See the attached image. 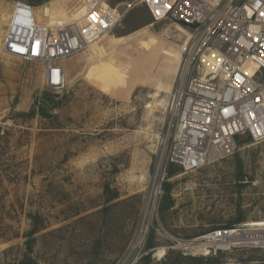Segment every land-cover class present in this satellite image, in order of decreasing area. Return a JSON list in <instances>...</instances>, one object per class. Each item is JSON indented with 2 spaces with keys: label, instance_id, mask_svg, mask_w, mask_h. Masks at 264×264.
Wrapping results in <instances>:
<instances>
[{
  "label": "rangeland",
  "instance_id": "1",
  "mask_svg": "<svg viewBox=\"0 0 264 264\" xmlns=\"http://www.w3.org/2000/svg\"><path fill=\"white\" fill-rule=\"evenodd\" d=\"M14 1L0 0V264H264V249L195 256L171 247L239 214L264 220V141L167 176L169 193L129 254L168 132L184 29L166 19L150 26L147 8L132 6L111 34L67 59L66 85L53 90L39 62L1 50ZM121 1L130 0H107ZM46 96L56 105L48 117L38 111Z\"/></svg>",
  "mask_w": 264,
  "mask_h": 264
},
{
  "label": "built area",
  "instance_id": "2",
  "mask_svg": "<svg viewBox=\"0 0 264 264\" xmlns=\"http://www.w3.org/2000/svg\"><path fill=\"white\" fill-rule=\"evenodd\" d=\"M135 5L147 8L150 26L166 19L184 29L178 72L165 101L168 132L145 201L148 217L163 194L170 164L191 172L231 156L241 136L264 141V0H130L114 6L107 0H48L37 6L16 0L1 50L39 62L47 87L61 91L62 62L90 51ZM137 234L129 254L142 242V220ZM171 247L195 256L264 249V220L214 227Z\"/></svg>",
  "mask_w": 264,
  "mask_h": 264
},
{
  "label": "trees",
  "instance_id": "3",
  "mask_svg": "<svg viewBox=\"0 0 264 264\" xmlns=\"http://www.w3.org/2000/svg\"><path fill=\"white\" fill-rule=\"evenodd\" d=\"M47 1L48 0H39V4H43V3L47 2ZM44 98L47 99L48 101H50V103L52 104V106H51V108H49L44 103L41 102V105L38 107V111L44 117H48V116H50V111L53 110L56 107V105H55L54 101L52 100V98L47 97V96L44 97ZM27 114L32 115L31 112H28ZM245 141L246 142L250 141V138L249 137H246V138H244L242 140L239 139L238 140V143H243ZM178 169L181 170L178 166H176L174 164H170L168 166V170H167L168 177L171 176V175H173V173L175 171H177ZM241 176H242V173H241V171H239L238 174H237V179H240ZM162 187H163V191L166 193V195H168L169 190H170V184H169V182L165 181L163 183V186ZM104 188L106 189L105 192H107L109 186L106 184L104 186ZM116 194L117 193L115 192L113 194V196L117 197ZM115 197H113V198H115ZM110 199H112V198H110ZM242 220H243L242 215L239 214V215L236 216L235 219L231 220V222H229L228 224H226L224 226L225 227H229V226H232L233 224H237V223L242 222ZM35 232H36V230L34 228V229L30 230L29 232H27V234L25 235V237H26L25 246H26V251L27 252H31L32 251V241L34 239L33 238V235H34ZM146 245L148 246V248L151 247V242H147ZM19 264H36V263L30 257L27 256L26 258H24L23 260H21L19 262Z\"/></svg>",
  "mask_w": 264,
  "mask_h": 264
},
{
  "label": "bare ground",
  "instance_id": "4",
  "mask_svg": "<svg viewBox=\"0 0 264 264\" xmlns=\"http://www.w3.org/2000/svg\"><path fill=\"white\" fill-rule=\"evenodd\" d=\"M3 15V14H2ZM3 17V16H2ZM4 18V20H6V17H3ZM7 21H8V18H7ZM148 208V204H145V207H144V211H143V217H142V226H143V223L145 222V220H146V209ZM138 238H139V234H137V236L135 237V240H134V242H133V244H132V248H134L135 247V245H136V243H137V241H138ZM161 253H163V250H160L159 252H158V254H161Z\"/></svg>",
  "mask_w": 264,
  "mask_h": 264
},
{
  "label": "water",
  "instance_id": "5",
  "mask_svg": "<svg viewBox=\"0 0 264 264\" xmlns=\"http://www.w3.org/2000/svg\"><path fill=\"white\" fill-rule=\"evenodd\" d=\"M40 101L42 102V103H44L46 106H48V107H51L52 106V104L50 103V101H48L47 99H45V98H40Z\"/></svg>",
  "mask_w": 264,
  "mask_h": 264
},
{
  "label": "crops",
  "instance_id": "6",
  "mask_svg": "<svg viewBox=\"0 0 264 264\" xmlns=\"http://www.w3.org/2000/svg\"><path fill=\"white\" fill-rule=\"evenodd\" d=\"M67 59H68V58H67ZM67 59H65V60L62 62L65 68H66V64H67ZM41 70H42V66H41Z\"/></svg>",
  "mask_w": 264,
  "mask_h": 264
}]
</instances>
